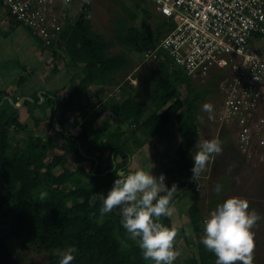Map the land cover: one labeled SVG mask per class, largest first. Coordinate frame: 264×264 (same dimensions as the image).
Segmentation results:
<instances>
[{
    "label": "trees",
    "instance_id": "1",
    "mask_svg": "<svg viewBox=\"0 0 264 264\" xmlns=\"http://www.w3.org/2000/svg\"><path fill=\"white\" fill-rule=\"evenodd\" d=\"M88 8L89 5H85L77 14L73 13L75 18L64 26L59 42L49 46L54 49L63 46L68 63L79 64L81 73L76 81H73V73L66 69L67 80H72L70 89L58 93V89L53 88L50 94H37L39 88L34 85L11 92L5 86L0 88V219L8 220L7 233L11 237L50 254L41 264H59L61 253L72 246L77 252L71 264H154L143 258L139 238L132 240L123 228L118 208L103 216L100 214L99 197L106 196L113 187L117 172L125 175L134 172L126 167L131 156L127 140L131 136L141 145L139 132L146 137L166 138L173 134L170 128L174 125L179 136L174 149L175 164L184 171V180L192 175V165L185 155L196 141V109L206 84L193 81L182 69L158 60L149 69L154 84L149 92L151 108L147 112L143 100L125 92V86L132 87L128 81L119 87L120 98L116 99V93H111L106 98L91 101L88 86L98 85L102 92L111 80L110 75L127 68L130 59L124 51L107 53L113 42L91 29L86 16ZM123 9L125 14L112 20L114 41L130 52L140 54L154 47L170 26L157 13L154 29L144 30L143 23L150 16L148 9H141L138 26L128 21L135 16L131 9ZM10 18L11 23H19ZM21 79L19 74L15 77L17 82ZM20 96L25 98L14 106ZM37 106L38 114H35L33 109ZM56 106L62 112L73 114L71 126L78 124V133L70 132L67 118L59 122V129L52 126L51 115ZM93 107H97V111L89 117ZM23 109L29 113L33 124L38 127L44 123L51 130L52 134L47 132L44 142L38 141L32 131L19 136L24 130L19 115ZM47 113L49 119L43 122ZM102 113L107 115L93 126V117ZM227 133L220 131L219 136L230 141ZM57 139L60 153L51 162L46 161L47 151ZM21 141L26 145L25 151L15 152V145ZM174 183L179 184L173 180L169 188ZM41 192L47 193L43 201L39 199ZM189 210L194 223V202ZM169 221V217L160 218L168 227ZM123 243L127 246L123 247ZM4 247V234L0 231V249ZM212 257V252L201 250L198 258L190 254L180 264H213Z\"/></svg>",
    "mask_w": 264,
    "mask_h": 264
},
{
    "label": "rangeland",
    "instance_id": "2",
    "mask_svg": "<svg viewBox=\"0 0 264 264\" xmlns=\"http://www.w3.org/2000/svg\"><path fill=\"white\" fill-rule=\"evenodd\" d=\"M89 3L86 16L89 19L91 29L103 38L113 42L107 53L124 51L130 59L127 68L115 71L110 75L111 80L102 92H100L98 85L91 84L88 86L90 100L106 98L111 93H116L115 98L118 99L122 94L119 87L124 84V81H128L132 87L125 86V92H131L143 100L147 105L145 109V112H147L151 108L149 92L154 84L149 69L156 62L150 59L143 61L139 54L130 52L115 42L112 20L117 16H123L125 14L123 7H128L135 15L134 18L128 21L138 26L142 16L141 9L146 8L150 16L143 23V28L144 30H153L157 17L155 8L147 0H90ZM68 14L70 20L75 18L71 11ZM11 22V18L5 13L0 0V88L5 86L8 92H11L13 89L23 90L24 87L29 88L34 85V87L39 88L37 94L42 92L50 94L53 88L58 89V93H63L70 89L72 80H67V70L73 73V81H76L81 73L79 67H77L79 64L68 63V57L63 46H59L56 49L44 47L45 45L29 28L21 23L14 24ZM33 50H36L35 59L30 58L27 61L29 58L25 57L32 55ZM25 59L27 60L25 61ZM167 63L177 69H181L172 61H167ZM15 69L18 71L15 72ZM18 74L23 77L19 82L15 80ZM205 89L196 109V141L187 149L185 157L193 167L192 153L195 154L198 150L195 148L197 140L202 141L211 138H218L222 142L223 152L222 155L217 156L208 165L207 171L197 181L191 179L193 174L184 180V171L175 164L174 149L178 143L179 136L175 131L174 125H171L170 128L173 134L166 137L167 139L163 136L146 137L139 132L137 137L141 139L142 143L137 145L132 140V137L129 136L127 143L131 149V156L126 167L133 171L143 169L146 172H151L156 177L163 173L165 175V184L168 187L173 180L179 183L170 204L174 208V212L169 217L170 228H175L178 231L175 248L181 252V256L174 264H180V261L190 254L198 258L201 250L210 252L201 243V238L204 235L203 222L219 204L230 197L246 199L249 202V211L255 210L261 215V220L253 228L255 242L254 264H264V148L250 146L244 151L238 150L233 137H230V141H228L225 136H219L220 131L224 130V132L229 133L232 130L229 127L218 128L213 118L209 119V114L203 111V104L211 103L213 105V117L216 114L215 111L219 103L215 96L214 88L206 84ZM21 97L23 96H20L18 102ZM26 97L30 99L29 96ZM40 101L41 98L38 102ZM18 102L15 104H18ZM38 109V106L35 107L33 112L38 114ZM20 111L19 115L24 122V130L19 136L32 131L35 136H38V141L44 142L46 133L51 132L49 127H46L44 123L37 127L33 124V120L25 109ZM96 111L97 107H93L89 117L94 115ZM104 115L106 116L107 114L102 113L93 117L92 125L100 124L102 117H105ZM64 118H67L66 124L67 127H70L74 119L73 114L68 111L62 112L56 106L54 113L51 115V121H54V128L59 129V122ZM48 119L49 113L43 116V122H47ZM79 129L78 124L69 128L72 133H78ZM55 137L57 138V136ZM59 148L60 144L57 139L55 145L48 149L45 160L51 162L60 153ZM25 149L26 145L22 141L15 145V152L25 151ZM116 160L119 161L120 158L117 157ZM69 166L72 167V163ZM217 183L222 185V191L219 195L213 191V186ZM192 197H195L194 201ZM192 202L195 204L196 213V221L194 223L191 222L189 210ZM8 228V220L0 219V231H3L5 241V247L0 249V264H41L50 255L48 252L37 251L31 245L21 244V241L7 233ZM125 246L127 245L123 243V247ZM212 262L213 264L216 262L214 253Z\"/></svg>",
    "mask_w": 264,
    "mask_h": 264
},
{
    "label": "built area",
    "instance_id": "3",
    "mask_svg": "<svg viewBox=\"0 0 264 264\" xmlns=\"http://www.w3.org/2000/svg\"><path fill=\"white\" fill-rule=\"evenodd\" d=\"M89 1L1 4L49 46L59 42L68 13L77 14ZM147 1L170 26L154 47L139 54L141 60L172 61L191 80L213 87L217 127L231 128L228 134L238 150L264 148V0Z\"/></svg>",
    "mask_w": 264,
    "mask_h": 264
},
{
    "label": "clouds",
    "instance_id": "4",
    "mask_svg": "<svg viewBox=\"0 0 264 264\" xmlns=\"http://www.w3.org/2000/svg\"><path fill=\"white\" fill-rule=\"evenodd\" d=\"M202 108L212 119L213 105L204 103ZM195 148L198 150L192 153L194 166L191 179L197 181L207 171L208 165L222 155L223 149L218 138L197 140ZM116 175L107 195L99 197L102 201L100 214L103 216L118 208L123 228L132 240L139 238L143 258L154 264H174L181 256L175 248L178 231L165 226L160 218L173 214L174 208L170 204L177 185L174 183L169 188L163 173L156 177L143 169L127 175L121 171ZM213 191L219 195L222 185L215 184ZM46 196V192H41L39 199L43 201ZM261 218L255 210L249 211V202L244 198L230 197L219 204L204 220V235L201 238L204 247L215 254V264H254L253 228ZM76 252L74 246L67 248L61 253L59 264H71Z\"/></svg>",
    "mask_w": 264,
    "mask_h": 264
},
{
    "label": "crops",
    "instance_id": "5",
    "mask_svg": "<svg viewBox=\"0 0 264 264\" xmlns=\"http://www.w3.org/2000/svg\"><path fill=\"white\" fill-rule=\"evenodd\" d=\"M34 51V52H33ZM32 52H33V54L32 55H27L25 58H29L28 60L27 59H25V61L27 60V61H29L30 60V58H33V59H35V57H36V54H35V51L36 50H33ZM29 63V62H28ZM24 64V63H23ZM26 66V65H25Z\"/></svg>",
    "mask_w": 264,
    "mask_h": 264
},
{
    "label": "water",
    "instance_id": "6",
    "mask_svg": "<svg viewBox=\"0 0 264 264\" xmlns=\"http://www.w3.org/2000/svg\"><path fill=\"white\" fill-rule=\"evenodd\" d=\"M25 97L23 96V97H21V99L19 100V102H18V104H14L15 106H18V105H20V103L22 102V100L24 99ZM52 126L54 127V122L52 121Z\"/></svg>",
    "mask_w": 264,
    "mask_h": 264
}]
</instances>
